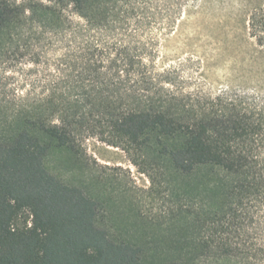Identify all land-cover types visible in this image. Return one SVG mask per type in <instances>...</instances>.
<instances>
[{"label":"trees","instance_id":"1","mask_svg":"<svg viewBox=\"0 0 264 264\" xmlns=\"http://www.w3.org/2000/svg\"><path fill=\"white\" fill-rule=\"evenodd\" d=\"M193 1L0 0V264H193L231 257L244 235L264 259V70L216 96L156 70ZM249 25L264 53V0ZM90 138L170 199L152 246L115 236L99 202L50 171L54 155L81 169Z\"/></svg>","mask_w":264,"mask_h":264},{"label":"rangeland","instance_id":"2","mask_svg":"<svg viewBox=\"0 0 264 264\" xmlns=\"http://www.w3.org/2000/svg\"><path fill=\"white\" fill-rule=\"evenodd\" d=\"M261 1L195 0L184 6L175 28L160 37L157 72L184 93L216 96L251 87L254 72L264 70L263 49L249 28L253 9ZM30 68L34 67L20 65L17 75ZM64 161L62 155L52 156L50 171L82 186L99 202L103 227L117 237L152 246V220L164 218L170 199L152 190V178L125 151L90 138L82 142L81 169L66 168ZM231 242L239 250L231 257L214 249L193 264H264L262 257L253 256L247 235L233 236Z\"/></svg>","mask_w":264,"mask_h":264}]
</instances>
